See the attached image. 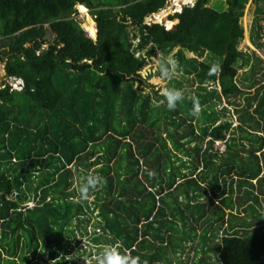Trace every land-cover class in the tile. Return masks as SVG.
Masks as SVG:
<instances>
[{"label": "trees", "instance_id": "trees-1", "mask_svg": "<svg viewBox=\"0 0 264 264\" xmlns=\"http://www.w3.org/2000/svg\"><path fill=\"white\" fill-rule=\"evenodd\" d=\"M209 1L183 6L166 29L144 19L167 0H0L4 76L23 79L19 90L0 87V264H67L62 240L94 210L99 256L111 247L137 264H170L157 246L174 211L194 230L185 241L197 261L182 264H264V0H251L255 49L245 50L248 0L221 10ZM77 4L89 9L95 40ZM53 21L59 35L42 48ZM25 32L34 38L24 49ZM176 47L163 89L183 99L169 111L138 71ZM185 50L205 56L185 60ZM93 176L92 198L75 202Z\"/></svg>", "mask_w": 264, "mask_h": 264}, {"label": "rangeland", "instance_id": "rangeland-1", "mask_svg": "<svg viewBox=\"0 0 264 264\" xmlns=\"http://www.w3.org/2000/svg\"><path fill=\"white\" fill-rule=\"evenodd\" d=\"M208 5L211 7H214L217 10H221V9L225 8V0H210L208 2ZM85 9H86L85 11L81 12L78 5L76 8L77 14L75 17L77 20L82 21V25L87 24L86 23L87 20L85 17L86 14L89 18H91L90 14L88 13L89 9H87V7H85ZM164 9H165L164 11L167 12V14L164 17L165 19L162 18L160 21H157L154 17H151L149 15L144 19V23L145 22L150 23V24L151 23H159V24H163L166 29L170 28L166 25V23H168L167 20H172V21H174V23H176L177 20L176 19H169L167 15L171 14L173 12V10H175V9L172 10L171 7L169 6V4H167L164 7ZM253 10H254V4L252 3L251 0H248V2L246 3V5L243 9V15L240 18V22H241V25H242L243 30H244V32H243L244 36H243V39L240 41L238 47L242 48L243 50H245V47H249L250 49H255L252 46V44L249 42V39H248V31H249L251 19L253 17ZM263 18H264V15H263ZM261 23L264 24V21H261ZM171 27H172V25H171ZM263 31H264V27H263ZM43 34H44V38H45V43L43 44L42 48H46V46H48V41L51 42L56 36L59 35V29H58L56 21H53L51 23L46 24L44 27ZM25 35H26L27 39L25 40L26 43H24V49L27 48L29 46V44H31L33 42L34 33L33 32L26 33L25 32ZM262 38H264V34H263ZM176 49H177V47L173 48V50L168 54L167 58H170L172 60V55L173 54L175 55ZM157 52H159V56L162 53L160 50L155 49V55ZM36 53H38V51H36ZM258 53L260 55H262L261 51H258ZM182 55H183V58H185V60L189 57H196L197 59H201L202 57L205 56L204 53L202 55H195V54L188 52L186 50L183 51ZM177 57L179 58V55ZM149 59H150V62L148 63ZM145 61H146V63L142 67V70L140 71V73L144 78H147V76L150 75L147 78L148 81H147V84L145 85L146 89L158 92V94H162L163 90H164L163 89L164 82L162 79L159 78L158 75H156L157 73H159V71H155L157 68V65H158L156 57L155 58L153 56L150 58L145 57ZM3 62H4V56H2V58L0 59V87L3 86V84H2L3 82H7L9 84V87H11L12 89L19 90L20 88H18V85L16 87L11 86V85L12 84L15 85L18 83L21 84V81H19L17 79H22V78L16 77V76H10V78H6L5 76L3 77L2 75L5 74ZM171 70H172V68H171ZM263 71H264V69H263ZM261 82H264V77L262 78ZM150 94L152 95L154 93L150 92ZM222 100H224V98H222ZM224 104L225 103H223V105ZM228 109L231 110L232 106H228ZM214 146L220 150L223 149V145L219 141H215ZM227 181L228 180H226V183H227ZM90 198H92V197H88V199H90ZM35 201H36V198H34V200L29 199L25 203H21L19 205H20V207L31 208L32 206H34ZM184 203H185V201H183V204ZM22 209L23 208H21L20 210H22ZM27 210H28V208H27ZM23 212H24V210H23ZM94 213H95V210L93 213H91V214L86 213L83 216V218L85 220L84 221L82 220V222L86 223L88 221V223L86 224V230L87 231L85 233L80 232V229H82V225H83V223H82L80 227L76 228V230L74 231V235L69 236V237L66 236L63 238L62 243H63L64 249H65V251H64L65 253H63V256L66 257V259H68L67 264H72V259H75L77 262H80L81 264H94V263H92L91 259L99 257V255L97 254L99 252V250H97V247L99 246V244H94L92 242V240L90 239V236H91V233L93 232V230L95 231V233H100V230L98 228L93 229V227H92V222L94 219V217H93ZM165 223L168 224L171 228H169V232H167L166 235L164 236L165 242L164 243L160 242V243H158V246H157L160 253L166 257L165 261H170V264H182L188 258L189 262H192V261L196 262L197 259L194 258V256H193L194 253L191 250H189L190 242L185 241L187 238L190 237V232H194L193 225L191 224V218L189 216H185V217L181 216L179 213L177 216H174V211H173V212L169 213L168 219L165 220ZM73 225H75V218L73 219ZM204 226H206V225H202V227H204ZM197 231H199V228L197 229ZM218 233L219 234L221 233V227L218 230ZM252 233H253V231H250V234H252ZM89 251H90V254L88 255ZM192 253H193V255H192ZM195 253L197 255L203 254L200 251H199V253H197V252H195ZM205 255H208V253L205 252ZM46 258L47 259L45 261L37 260V261H34L33 263L34 264H53V262L50 261L48 259V257H46ZM194 259H196V260H194Z\"/></svg>", "mask_w": 264, "mask_h": 264}, {"label": "clouds", "instance_id": "clouds-1", "mask_svg": "<svg viewBox=\"0 0 264 264\" xmlns=\"http://www.w3.org/2000/svg\"><path fill=\"white\" fill-rule=\"evenodd\" d=\"M195 1L196 0H167V4L170 5L171 9L172 10L175 9V10H173V12L171 14L167 15L168 18H169L170 15H173L174 13H179L181 11V8L183 6H185V5L193 6ZM77 5H80V4H77ZM77 5L75 6L76 8H77ZM164 10H165L164 8H161L157 12H161V11H164ZM157 12L151 13L150 16L152 17ZM90 19L93 21L92 18H90ZM171 19H176L177 22H178V17H173ZM79 21H80V25H81L82 29L86 32V35L89 38H91L92 40H95V38H96V25H95V22L93 21V23H94V34H93V36H91L86 31V29L84 27L85 24L82 25V21L81 20H79ZM156 55H157V57H159V52H157ZM148 63H149V61H148ZM157 63H158V67H159V78L163 79V80L168 79L170 77V75H171V67L170 66L175 64V61L171 60L170 58H164V59H158ZM3 67H4V65H3ZM141 70H142V68L138 71V74L142 78H144L141 75V73H140ZM2 76L4 77V75H2ZM149 76L150 75H148L147 78ZM147 78H144V79H147ZM17 80L21 81V84L20 83L15 84V85L12 84L11 86L16 87L18 85V88H20L21 85H22V80L21 79H17ZM146 81H148V80H146ZM162 95H163V98H164L163 99V103L166 105V108L169 111H174L176 109V107H177V104L183 99L182 92L179 89H176V88H166V89L163 90ZM191 114L194 117L199 114L198 106H194L193 107V110H192ZM99 182H100V177L99 176H94V177L87 178L86 181L79 188L78 196L73 198L74 201L79 203L82 200L88 199L89 191L94 189L95 186ZM92 263H93V261H92ZM98 264H137V258L121 256L113 248L106 247L100 253V256L98 258Z\"/></svg>", "mask_w": 264, "mask_h": 264}, {"label": "bare ground", "instance_id": "bare-ground-1", "mask_svg": "<svg viewBox=\"0 0 264 264\" xmlns=\"http://www.w3.org/2000/svg\"><path fill=\"white\" fill-rule=\"evenodd\" d=\"M170 6V5H169ZM79 9L81 12L85 11V6L80 4L78 5ZM85 13V12H84ZM167 14V12L165 11H161V12H157L155 15H153L152 17H154L157 21H160L165 15ZM86 20H87V24L84 25L86 31L88 32L89 35L93 36L94 34V23L93 21L87 16L86 14ZM165 19V18H163ZM169 23V20H167ZM167 24V23H166Z\"/></svg>", "mask_w": 264, "mask_h": 264}]
</instances>
